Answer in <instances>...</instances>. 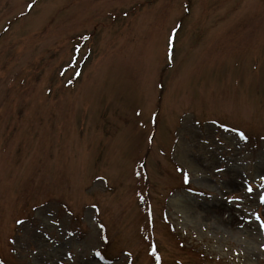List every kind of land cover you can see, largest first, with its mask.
I'll use <instances>...</instances> for the list:
<instances>
[{
    "label": "rangeland",
    "instance_id": "374dc122",
    "mask_svg": "<svg viewBox=\"0 0 264 264\" xmlns=\"http://www.w3.org/2000/svg\"><path fill=\"white\" fill-rule=\"evenodd\" d=\"M262 193L264 0H0V264H264Z\"/></svg>",
    "mask_w": 264,
    "mask_h": 264
},
{
    "label": "bare ground",
    "instance_id": "6f19581e",
    "mask_svg": "<svg viewBox=\"0 0 264 264\" xmlns=\"http://www.w3.org/2000/svg\"><path fill=\"white\" fill-rule=\"evenodd\" d=\"M173 204L175 205V207H176L178 210H182V203L180 204V202H176V201H174ZM166 247H167V246H166ZM166 249H168V248H166ZM166 249H165V250H166Z\"/></svg>",
    "mask_w": 264,
    "mask_h": 264
},
{
    "label": "snow or ice",
    "instance_id": "6c2138e0",
    "mask_svg": "<svg viewBox=\"0 0 264 264\" xmlns=\"http://www.w3.org/2000/svg\"><path fill=\"white\" fill-rule=\"evenodd\" d=\"M184 182H185V183H187V182H188V176H187V174H185V176H184ZM248 191H249V192H251V191H252V189H251V188H249V189H248ZM261 199H262V201H264V197H262Z\"/></svg>",
    "mask_w": 264,
    "mask_h": 264
}]
</instances>
